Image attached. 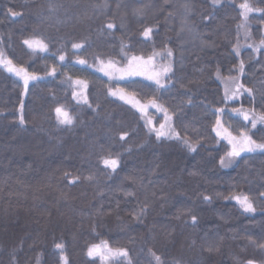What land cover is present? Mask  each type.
Masks as SVG:
<instances>
[{
  "label": "trees",
  "instance_id": "1",
  "mask_svg": "<svg viewBox=\"0 0 264 264\" xmlns=\"http://www.w3.org/2000/svg\"><path fill=\"white\" fill-rule=\"evenodd\" d=\"M243 3L253 9L247 19ZM261 39L264 0H0V53L37 77L25 87L0 67V264H158L157 256L159 264H264V152L230 158L213 131L219 115L233 136L264 143V122L252 127L232 111L264 115ZM122 42L128 57L160 53L140 72L171 64L164 88L98 70L111 61L119 77ZM74 81L86 82L87 104L73 98ZM237 84L252 95L242 88L225 102ZM110 89L140 104L155 99L179 138L158 140L151 129L164 114H141ZM57 107L71 126L58 123ZM104 158H118L115 172ZM241 194L253 212L231 199ZM103 242L128 255L90 258L88 248Z\"/></svg>",
  "mask_w": 264,
  "mask_h": 264
},
{
  "label": "snow or ice",
  "instance_id": "2",
  "mask_svg": "<svg viewBox=\"0 0 264 264\" xmlns=\"http://www.w3.org/2000/svg\"><path fill=\"white\" fill-rule=\"evenodd\" d=\"M213 2L218 3V0H213ZM185 8L187 9V4L185 5ZM240 8L242 10L241 15L244 19H247L248 13L253 11V9L249 6L248 3L241 4ZM138 11H142V10H138ZM256 11H260V9H256ZM12 15H17V13H12ZM113 27H114L113 24H111V23L107 24V28L112 29ZM151 34H152V28H146L142 33V35L144 36L145 39H149L151 37ZM24 44L29 49H32L34 52L35 51H40V52H47L48 51V45L45 44L41 40H24ZM84 46L85 45L83 43H73L72 44V48L77 49V50L84 48ZM259 47H264V39H261ZM126 49H127V45L122 42L120 45V52H121V54L124 55V58L127 60V67L116 69V71L120 73L119 77H114L113 73H110L107 71H105V75H107L110 80L114 79V78L123 80L126 77L145 76V78L147 80L153 81L158 86V88H164L165 87L164 80L170 79L168 74L171 73V71H172L171 64L166 63V64L162 65L159 69H154L153 73L151 75H147L143 72L135 70L134 65H136L138 62H143L145 64H149L153 61L154 57L160 55V53L154 52L153 55L148 57L147 61H144L143 57H140V56L132 55L131 57H128ZM236 51H237V55H239V51L238 50H236ZM167 55L169 57L172 56L171 50H167ZM59 60L61 62H63L65 60V56L59 55ZM99 62L103 65L102 60ZM77 63L84 65V64H86V60L79 59L77 61ZM0 67H3L6 71H8L10 73H14L18 77H21L24 80L25 87L28 86L29 79H33V80L37 79V77L34 75L30 76L24 68H22V67L17 68L15 65H13L11 60L5 59L3 57L2 53H0ZM107 67L108 68H115V65L111 61H109ZM98 70L103 71L104 68L102 67ZM55 71H56V69L53 68L52 72L50 74H55ZM239 71L241 72V74L244 71V66H243L242 62L239 66ZM219 75H220L219 71H217V77L218 78H219ZM73 83L83 84L84 88L87 87L86 82H83V81H74ZM242 88H243V85L237 84L236 85L237 92H233L231 97H229L226 93L225 102H227L228 99L237 98L239 90ZM243 91L248 92L249 95H252L251 89L243 88ZM109 95L115 96V95H117V93L110 89ZM153 95H154V93H153ZM76 96H77V93L73 92V98L74 99L76 98ZM119 98L122 100L125 99V97L123 95L119 96ZM125 102L131 103V101H128V100H125ZM84 103L85 104L88 103L87 97L84 98ZM133 106L136 107V110L141 112L142 114L146 113L149 108H155L158 112H162L164 114V122L160 124L159 129H156L155 127H152V129H151L153 132H155L158 140L161 137L171 138L172 136H176V138H179L178 134L174 133V131L171 130L169 122L172 120V117L168 114V109L164 108L160 104H157L155 99L150 100L148 102V104H140L139 101H136L133 104ZM89 107H91V105H89ZM223 111H224L223 109H217V113H221ZM232 111L237 116H242L245 122H248L249 120H251L252 127L256 126L257 121L264 122V115L252 114L250 116L247 111H243V110L236 109V108H233ZM55 112L57 115L58 123L60 125H68V126L72 125L73 120L69 116L67 111H64L61 107H57L55 109ZM21 123H23V120H21ZM147 123L149 125H151L152 121L149 120ZM165 128H169V131L166 132ZM213 131L216 132V135L218 137H220L222 139H226L228 144L231 146V150L227 153V156L230 158L240 157L241 153H243V152H254L257 150L264 152V143H256L249 135L246 134V132L241 131L239 137H237V136H233L231 134V132H229L227 129H223L221 127V119H220L219 115L217 116L216 127L213 128ZM120 139L121 140L125 139V136L122 135L120 137ZM184 144L188 147V149L190 151H193V152L196 151L195 146H193L191 143H189L187 139L184 140ZM102 162H103V165L105 168H110V169H112L113 172L116 171V169L119 165L118 158H116V159L104 158ZM221 165L222 166L224 165V159L223 158H221ZM88 178L91 179L92 177L90 176ZM261 195H264V193H261ZM204 199L208 200L209 197L205 196ZM231 199L235 200L236 203L239 204L241 206V208L243 209V211H245V212H253L255 210L253 208L252 203L249 202V197L246 195H242V194L241 195H234L231 197ZM143 211H145V209H141V212H143ZM192 220H193V224H195L196 217L193 216ZM55 247L57 249H62L63 244L57 243L55 245ZM87 255L90 258H92L94 256H99L102 260H107L110 257H116V256L126 257L128 255V253H127V251L122 250V249H115L114 250L108 246L107 242H103L102 244L93 245V246L89 247ZM61 260H65V258L63 256H61ZM156 260L159 264L160 257L157 256ZM65 264H66V261H65ZM248 264H253V261H249Z\"/></svg>",
  "mask_w": 264,
  "mask_h": 264
},
{
  "label": "rangeland",
  "instance_id": "3",
  "mask_svg": "<svg viewBox=\"0 0 264 264\" xmlns=\"http://www.w3.org/2000/svg\"><path fill=\"white\" fill-rule=\"evenodd\" d=\"M151 65V63L149 64H144L143 66V63L142 62H138L136 65H134V69L135 70H138V71H141L145 66L149 67ZM98 68H104V70L102 71V73L105 74V71L107 72H110V73H113L115 71L114 68H108L107 65H102L101 63H99L98 65ZM118 76L120 74H117ZM74 92L77 93V96H76V100L78 101H83L84 98H85V88L82 84H74ZM121 95H117V97H119ZM124 100H128V101H131V105L133 106V104L136 102V101H133L132 99L130 98H125ZM134 107V106H133ZM136 109V107H134ZM65 111V110H64ZM139 112V111H138ZM141 113V112H140ZM142 114V113H141ZM145 114V113H144ZM152 121V120H151ZM153 124H151L150 126L152 127ZM167 129V128H165Z\"/></svg>",
  "mask_w": 264,
  "mask_h": 264
}]
</instances>
